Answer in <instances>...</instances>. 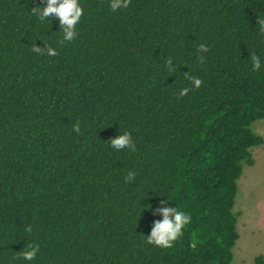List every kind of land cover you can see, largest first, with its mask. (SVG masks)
Wrapping results in <instances>:
<instances>
[{
    "label": "trees",
    "instance_id": "1",
    "mask_svg": "<svg viewBox=\"0 0 264 264\" xmlns=\"http://www.w3.org/2000/svg\"><path fill=\"white\" fill-rule=\"evenodd\" d=\"M80 2L69 43L32 15L41 0H0V264H29L30 244V264H232L238 180L264 142V0ZM187 73L202 86L178 97ZM119 132L134 152L109 147ZM164 199L192 218L167 250L147 243Z\"/></svg>",
    "mask_w": 264,
    "mask_h": 264
},
{
    "label": "clouds",
    "instance_id": "2",
    "mask_svg": "<svg viewBox=\"0 0 264 264\" xmlns=\"http://www.w3.org/2000/svg\"><path fill=\"white\" fill-rule=\"evenodd\" d=\"M43 7L37 6L32 8V15L43 24L45 21L57 20L59 21V28L62 32L61 42H73L78 36L77 25L81 22V18L84 15V9L80 0H41ZM131 0H110V9L112 12H117L120 9H126L129 7ZM259 33L264 34V21L258 19ZM208 47L204 44L199 45L198 52H208ZM32 51L38 55L56 56L57 51L55 48L44 44L43 47L33 45ZM203 62L204 57H199ZM250 60L252 63L253 71H260L264 68L261 57L258 55H251ZM165 68L169 72L177 70L176 64L172 58H168L165 61ZM185 78L192 85L191 88L183 87L177 94L178 97L186 96L190 91L199 89L202 86L203 81L196 76H189L188 73ZM73 131L80 132V123L77 122L73 125ZM109 147L117 153L120 152H134L136 145L133 143V138L128 133L121 134L109 140ZM135 172L129 171L125 177L126 183H131L135 180ZM165 204H169L167 199L161 200L156 207L154 214L162 216V220L153 221L152 229L149 235H147V243L163 250H167L173 247L174 243L182 236L186 226L191 222V215L176 208L165 207ZM151 210V208H150ZM26 232L31 233L32 227L28 226L25 229ZM39 252L38 244H30L27 247H23L21 250L22 259L29 262L33 261Z\"/></svg>",
    "mask_w": 264,
    "mask_h": 264
},
{
    "label": "rangeland",
    "instance_id": "3",
    "mask_svg": "<svg viewBox=\"0 0 264 264\" xmlns=\"http://www.w3.org/2000/svg\"><path fill=\"white\" fill-rule=\"evenodd\" d=\"M264 139V119L253 124ZM254 164H246L238 180L234 211L239 238L234 247L232 264H257L264 260V142L253 150Z\"/></svg>",
    "mask_w": 264,
    "mask_h": 264
}]
</instances>
